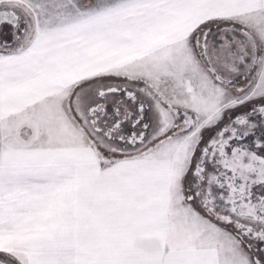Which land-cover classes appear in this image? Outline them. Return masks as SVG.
Masks as SVG:
<instances>
[{
    "label": "snow or ice",
    "instance_id": "1",
    "mask_svg": "<svg viewBox=\"0 0 264 264\" xmlns=\"http://www.w3.org/2000/svg\"><path fill=\"white\" fill-rule=\"evenodd\" d=\"M0 264H264V0H0Z\"/></svg>",
    "mask_w": 264,
    "mask_h": 264
}]
</instances>
